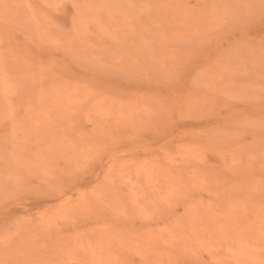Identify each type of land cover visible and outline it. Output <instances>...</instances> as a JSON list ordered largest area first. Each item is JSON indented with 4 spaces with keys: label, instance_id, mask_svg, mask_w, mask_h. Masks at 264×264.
Returning <instances> with one entry per match:
<instances>
[{
    "label": "bare ground",
    "instance_id": "bare-ground-1",
    "mask_svg": "<svg viewBox=\"0 0 264 264\" xmlns=\"http://www.w3.org/2000/svg\"><path fill=\"white\" fill-rule=\"evenodd\" d=\"M0 264H264V0H0Z\"/></svg>",
    "mask_w": 264,
    "mask_h": 264
},
{
    "label": "rangeland",
    "instance_id": "rangeland-1",
    "mask_svg": "<svg viewBox=\"0 0 264 264\" xmlns=\"http://www.w3.org/2000/svg\"><path fill=\"white\" fill-rule=\"evenodd\" d=\"M11 211H12L13 214H16V213H17L16 210H15L14 208L11 209ZM11 211H10V212H11Z\"/></svg>",
    "mask_w": 264,
    "mask_h": 264
}]
</instances>
